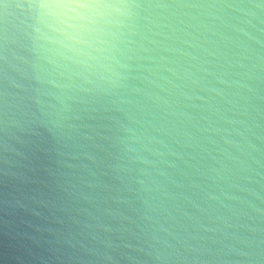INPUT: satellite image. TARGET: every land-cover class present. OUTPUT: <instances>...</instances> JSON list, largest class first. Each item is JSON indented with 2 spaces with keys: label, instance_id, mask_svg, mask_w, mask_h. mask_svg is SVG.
Segmentation results:
<instances>
[{
  "label": "clouds",
  "instance_id": "9594fccd",
  "mask_svg": "<svg viewBox=\"0 0 264 264\" xmlns=\"http://www.w3.org/2000/svg\"><path fill=\"white\" fill-rule=\"evenodd\" d=\"M0 264H264V0H0Z\"/></svg>",
  "mask_w": 264,
  "mask_h": 264
}]
</instances>
